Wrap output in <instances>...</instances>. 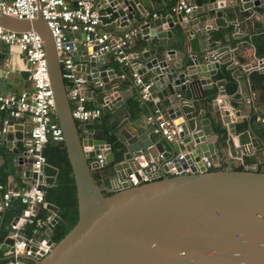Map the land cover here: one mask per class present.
I'll return each instance as SVG.
<instances>
[{"label": "water", "instance_id": "obj_1", "mask_svg": "<svg viewBox=\"0 0 264 264\" xmlns=\"http://www.w3.org/2000/svg\"><path fill=\"white\" fill-rule=\"evenodd\" d=\"M93 1L100 28L108 27L122 35L138 27L133 35L138 50L129 64L138 76L149 75V98L142 102L150 120L140 125L138 119H130L135 108L128 103L129 91L122 89L133 77L118 75L110 52L96 57V45L73 52L79 61L76 69L86 83L96 87L102 83L101 91L91 93L99 96L109 110L110 134L119 142L116 157L111 144L94 134V123L82 126L73 118L67 96L69 86L62 77L54 37L40 12L32 19L0 13V26L34 31L42 39L55 116L62 130L78 209L76 223L57 242L51 237L60 217L57 211L50 215L45 241L52 248L47 254L34 252L37 242L30 255L20 254L18 258L31 264H264V171L257 167L210 169L205 164V159L212 162L218 150V136L206 115L218 112L219 121L231 135L236 133V123L250 119L241 113L238 104L246 103L251 108L248 96L235 98L228 96L223 87L216 88L218 82L213 86L212 77L232 55L236 60V52L208 42L210 30L232 25L239 34L250 24L254 30L264 29L260 12L264 0H191L194 8L186 17L177 13V22L170 14L149 15L144 8L151 0ZM173 28L176 38L180 34L188 39L190 35L199 37L200 52L194 54L190 65L175 59L165 41L173 37ZM253 58V64L247 63L244 68L264 72V57ZM7 63V54L0 57L3 96L11 92L6 84L11 82L10 74L16 73L5 66ZM120 64L123 72L124 65ZM237 80L241 82L243 77ZM132 86L138 97L139 87L135 82ZM154 107L172 121L175 140L167 141L156 130ZM6 118L8 124L0 125V142L14 154L15 175L45 184L44 173L33 172L29 168L32 159L23 151L19 153L17 146L31 124L16 123L12 116ZM82 127L87 134L81 135ZM238 141L242 146L241 133ZM259 143L263 145L255 140L254 146ZM97 154L103 156L102 168L90 162ZM172 166L177 174L169 171ZM152 169L147 181L132 185L128 180L133 174L141 181L142 175ZM13 242L7 236L0 242V251L13 250ZM12 259L11 254L0 258Z\"/></svg>", "mask_w": 264, "mask_h": 264}, {"label": "built area", "instance_id": "obj_2", "mask_svg": "<svg viewBox=\"0 0 264 264\" xmlns=\"http://www.w3.org/2000/svg\"><path fill=\"white\" fill-rule=\"evenodd\" d=\"M194 8L191 0H176L173 10L182 13L184 17ZM40 12L42 18L50 28L59 61L62 68V77L69 86L67 96L71 104L72 116L77 123H94L101 116V108L88 106V96L86 81L81 73L76 69V61L73 52L76 50V43H81L82 47L96 45L94 56H99L103 52H110L118 63H123L128 58L126 51L134 31L126 32L119 36H114L108 31H101L98 15L92 0H75L71 5L66 0H0V13L8 14L17 18H34ZM82 34V37H80ZM0 42L5 44L9 51L17 50L18 56L25 63L29 64L28 79L32 89L22 91L20 94L11 92L0 95V112L7 113L14 119L27 116L31 129L22 139L23 152L32 159L29 168L36 174L44 173L47 165L43 154V148L49 139L60 142L63 141L62 130L56 120L52 90L50 88L49 76L46 68L43 42L39 34L34 31H13L0 26ZM95 43V44H94ZM121 78L124 75L120 76ZM135 84L139 87V98L148 100L150 84L142 80L136 73L132 74ZM102 86V83H98ZM155 120L158 130L167 141L175 140V128L166 113L158 107H154ZM5 118L2 125L8 124ZM253 140L251 136L244 144L243 151H238L237 155L248 153ZM183 155L180 154L179 158ZM102 154H97L91 163L102 168ZM207 168L211 162L206 161ZM248 169V168H247ZM171 173L177 174L176 168H169ZM45 176V174H44ZM46 178V176H45ZM148 176L142 175L141 181L130 174L128 180L132 185H137L142 181H147ZM22 188L5 187L0 184V212L7 208L12 199H18L24 204L21 214L13 218L9 227V235L13 238V250L7 254L13 255L15 264H31L18 256L20 254L30 255L32 246L39 243L34 250L36 254L43 256L47 254L52 246L47 245L45 238L26 236L24 228L26 225H34V233L45 235V228L53 209H48L49 215L46 220L39 218L38 211L45 207L44 191L42 183L37 179Z\"/></svg>", "mask_w": 264, "mask_h": 264}, {"label": "crops", "instance_id": "obj_3", "mask_svg": "<svg viewBox=\"0 0 264 264\" xmlns=\"http://www.w3.org/2000/svg\"><path fill=\"white\" fill-rule=\"evenodd\" d=\"M66 1H68L71 5H73L75 2V0H66ZM175 2L176 0H151L150 2H148V5L147 7L144 8V10L147 11L149 15H152L154 17H159V16L163 17V16L170 14L175 18L177 15V12L173 10ZM260 12L264 15V6L262 7ZM175 21H176V18H175ZM129 23L131 22H128V24ZM261 23H264L263 18H261ZM104 28L105 29L101 28V31H108L113 35V37L119 36L118 33L113 31V29H110L108 27H104ZM137 30H138V27H135V29H132V31H137ZM166 30L167 29L165 27L164 31L166 32ZM172 32H174V28L172 29ZM263 32H264V29L254 30L253 26L250 24L245 27L244 31L238 34L237 32L234 31V28L232 25H228L225 28L218 27L216 29L210 30V37L208 38V42L210 43L216 42L218 44V47L219 46L228 47L230 51L235 50L236 60H233V55H232V57L228 61L221 64V66L227 65V68L229 69V74H231L232 78L236 81L235 91L233 93H228L226 91V85H228V80L224 76L217 77L220 68L217 70L216 75L212 77V82H213L214 87H215V82H218V86H216V88H220V86L223 87L228 96H233L235 98L242 97L244 99H246V97L248 96V100L251 104L250 109L247 108L246 103L238 104V106L241 108V113L243 115H248V118H250L251 111L253 110V108L254 107L256 108L257 100L259 97V84L253 83L251 81L250 74L254 71H248L244 68V66L247 63L253 64L254 62L253 56H256V45L253 40L255 37H257L259 34ZM174 34L175 32L173 33V37L165 39L169 47L174 51L173 57H175V59L180 60V61L181 59H183L184 65H190L193 61L194 54H198L200 52L201 45L199 43V37L195 35H190V38L188 39L187 35L182 36L180 34V36L176 38ZM80 37H82V34H80ZM244 42H248L250 45H245L243 44ZM136 44L137 42L135 41L133 37L130 40L129 45L126 48V51L128 53V58L127 60L123 62V65H124L123 72H121L119 69L122 66V64H120L118 67L117 72L119 76L121 75L126 76L127 74L128 76L132 77V74L134 73V71H133L132 65L129 64V61L133 59L135 52L138 50L136 47ZM76 49H84V47H82L81 43L78 42L76 43ZM6 54H7L8 63L4 65L10 67V70L13 73L14 71H16L14 75L10 74L9 79H11L12 83L10 82L6 84V87L10 88L11 92H15V93L17 92V90H22V91L31 90L32 85L28 79V70H27L29 67V64L27 62L24 63L21 60V58L18 56L17 50L13 49L12 51H9L7 46L3 44V48L2 49L0 48V57H3ZM74 59L76 63L78 64L79 61L76 60V57ZM111 60L108 59V65L110 68H112ZM257 72L264 73L260 71H257ZM239 77H243V80L241 82L237 80V78ZM141 78L143 81L148 82L149 75L144 74L142 75ZM132 83H134L133 79H132V82H129L126 86H123V89H122L123 91H126V90L129 91L128 103H130L132 99L134 100L139 99L136 95L135 89H133ZM86 87H87L86 91L88 93L87 95L88 96V103H87L88 106L101 108V110L106 111L108 113L109 110L104 107L102 99L97 95L93 96L91 93L95 89H97L96 92L98 93L99 91H101V87H96L95 85H91L88 83H86ZM140 107L141 108L139 112L135 114L134 112H132V116L130 117V119L131 120L138 119V123L142 125L144 123H147L150 120V115L148 113L146 106L142 102H141ZM227 108H229V106H227ZM206 116L210 117V125H212V120L220 122L219 113L216 111H213L210 114H207ZM6 117H8L7 113H5L4 119ZM4 119L3 120L0 119V125H2ZM256 121L258 122L257 128L261 127L264 129V117L258 116ZM14 122L21 123L26 126L29 125L27 116L14 119ZM79 124L84 126V123H79ZM237 124L238 123L235 124V128ZM87 131L88 130H86V128L82 127L80 130L81 135L87 134ZM239 133H241L242 139H243L242 146L239 145V141H238ZM256 133L257 132L254 131V129L252 130V132H250V131H245V130L238 131L236 128L235 134L228 135L227 133V136L223 141L218 139V143H217L218 150L213 156L211 167L213 168L243 167L244 169L257 167L258 170L264 171V140H262L260 136H258ZM250 136L253 140L250 151L248 153H242L241 156L237 155L238 151L241 152L245 150L243 146L245 143L248 142V139ZM229 138H231V143L228 142ZM254 138L255 140L259 139L263 145L259 143V145L255 147ZM0 146L3 147L1 142H0ZM17 146L19 147V150H20L19 153H21L23 151L22 143L18 142ZM2 162H3V158L0 156V165L2 164ZM12 166H13V172L10 175H8V179H7V185L9 187L15 188V189L22 188L32 183V181H29L25 177L16 176L14 165ZM25 168H27V166H25ZM149 174L151 175L153 174V169L152 171L148 170L147 173L144 175L149 177ZM106 185L108 186V188H110L108 181H106ZM1 217H2V214H0V222L2 220ZM34 236L39 239L45 238V235L41 236L40 233H34ZM6 254H7L6 252L0 251V258L5 256ZM0 264H15V263L13 260H0Z\"/></svg>", "mask_w": 264, "mask_h": 264}, {"label": "trees", "instance_id": "obj_4", "mask_svg": "<svg viewBox=\"0 0 264 264\" xmlns=\"http://www.w3.org/2000/svg\"><path fill=\"white\" fill-rule=\"evenodd\" d=\"M254 43L256 45V56L264 57V32L259 34L254 38ZM113 65L119 67L115 58H112ZM225 77L228 80V85H226V91L228 93H233L236 88V81L232 78V75L229 74V69L227 65H222L219 69L217 77ZM251 81L253 83L259 84V97L257 100L256 108L254 107L251 111V116L248 121L239 122L236 125L238 131H250L254 129L257 135L264 140V129L259 127L257 128L258 122L257 117H264V73H259L254 71L250 74ZM139 98V96H138ZM143 100L132 99L130 104L135 108L134 114L139 112L140 105ZM143 103V102H142ZM5 113H0V119L3 120ZM99 120H101L99 122ZM95 124V135L106 139L110 144L111 148L114 151L116 157H119V142L117 141L114 135L110 134V116L106 111L101 112V116L98 120L94 122ZM212 128L216 132L219 140H224L227 136L226 128L221 124V122L212 120ZM259 140V139H258ZM260 141V140H259ZM43 154L46 158L47 165L44 167L45 184L42 185L44 191L45 202L48 203L49 209L57 211L60 219L54 225L52 240L54 242L59 241L64 235H66L78 218V209H77V197H76V188L72 176L71 167L67 158L66 149L63 144V141L57 142L52 139H49L43 148ZM0 156L3 158V162L0 165V184H3L7 187L8 175L13 172V157L14 154L10 149L0 146ZM213 167H210V169ZM221 168V167H218ZM236 169H244L243 167H236ZM18 189V188H16ZM108 194V193H106ZM24 204L20 203L18 199H12L10 205L5 208V211L2 214L0 222V242H3L6 237L9 235L10 223L15 216L21 214L24 209ZM49 211L47 208L41 207L38 211V217L44 220L47 219ZM34 225H26L24 232L26 236H33Z\"/></svg>", "mask_w": 264, "mask_h": 264}]
</instances>
